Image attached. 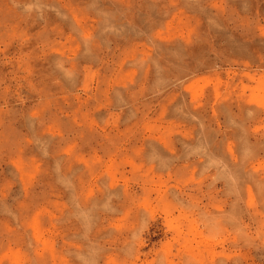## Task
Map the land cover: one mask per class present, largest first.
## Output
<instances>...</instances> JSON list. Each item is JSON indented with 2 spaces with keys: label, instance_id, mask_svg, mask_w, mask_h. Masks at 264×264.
I'll return each instance as SVG.
<instances>
[{
  "label": "rangeland",
  "instance_id": "obj_1",
  "mask_svg": "<svg viewBox=\"0 0 264 264\" xmlns=\"http://www.w3.org/2000/svg\"><path fill=\"white\" fill-rule=\"evenodd\" d=\"M0 264H264V0H0Z\"/></svg>",
  "mask_w": 264,
  "mask_h": 264
}]
</instances>
